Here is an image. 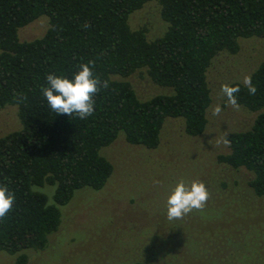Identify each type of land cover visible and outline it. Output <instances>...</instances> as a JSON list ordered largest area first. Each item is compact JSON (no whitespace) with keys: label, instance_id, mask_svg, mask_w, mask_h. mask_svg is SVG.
I'll return each mask as SVG.
<instances>
[{"label":"trees","instance_id":"16d2710c","mask_svg":"<svg viewBox=\"0 0 264 264\" xmlns=\"http://www.w3.org/2000/svg\"><path fill=\"white\" fill-rule=\"evenodd\" d=\"M148 1L167 23L152 39L128 21ZM41 15L48 17L45 33L21 41L18 29ZM249 37L264 39V0H0V108L16 105L21 124L0 136V185L15 195L0 219V250L19 252L16 264H25L23 250L44 249L74 192L106 184L113 165L101 149L120 134L155 148L168 118H181L188 136L203 133L212 101L208 68ZM89 60L109 83L95 94L93 115L56 114L41 91L47 74L71 79ZM139 69L170 92L140 99L123 79ZM249 76L255 95L243 82L228 85H239V106L259 112L250 127L226 135L228 152L217 161L248 171V187L264 197V61Z\"/></svg>","mask_w":264,"mask_h":264},{"label":"rangeland","instance_id":"374dc122","mask_svg":"<svg viewBox=\"0 0 264 264\" xmlns=\"http://www.w3.org/2000/svg\"><path fill=\"white\" fill-rule=\"evenodd\" d=\"M128 21L150 39L167 28L156 1L133 11ZM47 27L48 17L41 15L20 27L18 37H41ZM262 61L264 39L257 37L240 38L236 53L222 51L213 58L207 71L212 101L200 135L188 136L181 118H168L155 148L129 144L121 134L103 147L113 165L106 184L76 190L61 207L60 225L47 246L23 250L25 264H264V197L248 187V171L217 161L228 152L223 138L250 127L259 112L233 108L221 86L243 82ZM123 79L140 99L171 89L154 83L144 69ZM216 105L222 111L213 115ZM20 126L16 105L0 108V136ZM180 180L202 181L209 197L202 209L169 220L167 197ZM18 255L0 250V264H16Z\"/></svg>","mask_w":264,"mask_h":264},{"label":"clouds","instance_id":"9594fccd","mask_svg":"<svg viewBox=\"0 0 264 264\" xmlns=\"http://www.w3.org/2000/svg\"><path fill=\"white\" fill-rule=\"evenodd\" d=\"M94 62L89 60L81 63L78 70L69 79L62 75L49 73L46 76L47 86L41 89L43 96L50 108L56 114L72 116L75 114L80 119H87L94 113V96L101 88L107 89V80H101L95 76L92 68ZM244 86L250 95H255L257 89L252 83L250 76H245ZM240 91L239 85L221 86V92L227 97L228 103L235 109H239L236 94ZM26 99V97H25ZM222 111L219 105L212 109L213 115ZM223 143L228 145L230 141L223 138ZM209 192L202 181L193 180L186 184L183 180L178 181L167 197V218L169 220L180 219L193 209H202L208 200ZM15 202V195L6 185H0V219H3Z\"/></svg>","mask_w":264,"mask_h":264}]
</instances>
